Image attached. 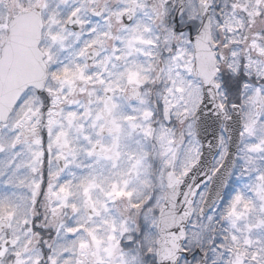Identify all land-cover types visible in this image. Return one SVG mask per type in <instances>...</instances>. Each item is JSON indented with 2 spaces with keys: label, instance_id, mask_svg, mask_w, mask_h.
Segmentation results:
<instances>
[{
  "label": "snow or ice",
  "instance_id": "1",
  "mask_svg": "<svg viewBox=\"0 0 264 264\" xmlns=\"http://www.w3.org/2000/svg\"><path fill=\"white\" fill-rule=\"evenodd\" d=\"M0 264H264V0H0Z\"/></svg>",
  "mask_w": 264,
  "mask_h": 264
}]
</instances>
